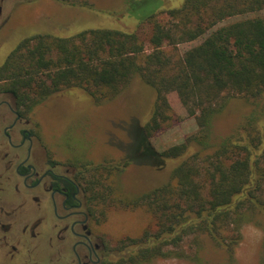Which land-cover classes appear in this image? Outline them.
Instances as JSON below:
<instances>
[{"label": "trees", "instance_id": "obj_1", "mask_svg": "<svg viewBox=\"0 0 264 264\" xmlns=\"http://www.w3.org/2000/svg\"><path fill=\"white\" fill-rule=\"evenodd\" d=\"M137 4L145 7L137 16L141 26L151 28L149 47L138 31L113 28L36 34L19 42L0 65V89L33 106L79 87L102 103L139 77L156 93L139 157L158 169L167 160L177 164L169 180L133 195L116 193L131 156L83 166L82 182L95 209L110 197L149 215L141 233L120 238L107 260L146 264L184 258L185 243L198 259L209 241L225 251L226 264H238L235 251L244 226L264 218V0H184L179 6L135 0L133 8ZM198 39L178 51L179 44ZM169 94L176 95L185 117L196 119L198 130L158 150L151 138L179 119ZM231 96L245 97L251 109L231 134L214 141V121Z\"/></svg>", "mask_w": 264, "mask_h": 264}, {"label": "rangeland", "instance_id": "obj_2", "mask_svg": "<svg viewBox=\"0 0 264 264\" xmlns=\"http://www.w3.org/2000/svg\"><path fill=\"white\" fill-rule=\"evenodd\" d=\"M134 1L6 0L3 20H0V65L19 42L40 33L71 36L90 28L138 31L149 47L151 28L141 26L137 17L145 12V7L137 4L133 8ZM165 1L167 6H179L184 0ZM198 42L199 39L181 43L178 51L182 54ZM155 94V90L139 77H134L117 97L102 103L95 102L84 89L77 87L55 93L44 102L31 106L30 118L36 123L41 142L48 152L68 165L78 166L81 182L84 165L121 159L125 154L131 156L132 163L118 176L121 193L120 189L116 193L133 195L169 180L177 164V160H167V164L158 169L139 157L141 131L151 115ZM229 100L225 112L214 121V141L231 134L251 109V102L245 97L231 96ZM169 101L179 119H173L151 138L158 150L181 142L198 130L196 119L185 117L186 111L176 95L169 94ZM99 203L96 210L101 213V224L98 229L110 249L117 247L120 238L140 234L149 221V215L143 209L114 203L110 197ZM184 248L188 257L161 258L146 264H226L225 260H228L225 251L209 241L198 259H195L190 243H185ZM263 255L264 218L261 217L244 226L243 240L236 248L235 258L238 264H260Z\"/></svg>", "mask_w": 264, "mask_h": 264}, {"label": "flooded vegetation", "instance_id": "obj_3", "mask_svg": "<svg viewBox=\"0 0 264 264\" xmlns=\"http://www.w3.org/2000/svg\"><path fill=\"white\" fill-rule=\"evenodd\" d=\"M30 110L0 89V264H110L78 166L48 152Z\"/></svg>", "mask_w": 264, "mask_h": 264}]
</instances>
